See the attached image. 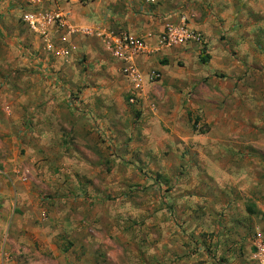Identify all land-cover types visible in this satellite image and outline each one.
Instances as JSON below:
<instances>
[{"label": "rangeland", "instance_id": "rangeland-1", "mask_svg": "<svg viewBox=\"0 0 264 264\" xmlns=\"http://www.w3.org/2000/svg\"><path fill=\"white\" fill-rule=\"evenodd\" d=\"M15 1L0 0V264H264V0H176L209 19L189 26L205 42L135 61V93L100 32L110 0L68 2L64 55Z\"/></svg>", "mask_w": 264, "mask_h": 264}, {"label": "built area", "instance_id": "built-area-1", "mask_svg": "<svg viewBox=\"0 0 264 264\" xmlns=\"http://www.w3.org/2000/svg\"><path fill=\"white\" fill-rule=\"evenodd\" d=\"M21 2L19 20L26 29L41 37L45 49L60 55L69 53L65 39L66 35L74 32L71 26V9L68 7L70 0H16ZM62 1V3H59ZM154 3L156 0H146ZM82 33H88V27L78 28ZM57 30L65 32L59 43L53 41ZM108 37L106 48L112 56L121 62L123 72L132 83L133 93L138 92L142 86V73L135 64L136 56L146 53L163 51L165 48L181 46L188 42H194L203 46L205 39L203 34L190 28L186 24L185 16H181L176 22L165 24L157 38L156 48L150 49L147 36L131 34L127 31H119L106 35ZM155 73L152 72L150 77ZM148 78V76H147ZM133 100V99H132ZM2 263L7 262L8 255L2 253Z\"/></svg>", "mask_w": 264, "mask_h": 264}, {"label": "crops", "instance_id": "crops-1", "mask_svg": "<svg viewBox=\"0 0 264 264\" xmlns=\"http://www.w3.org/2000/svg\"><path fill=\"white\" fill-rule=\"evenodd\" d=\"M158 0H156L154 3L155 7L150 9L149 3L146 0H127L125 4H120L118 0H110V2H107V19L104 21V25L101 27V33L105 32V34L109 35L114 33V31H117L119 29L125 30L131 34L136 35H144L147 36V42L149 44L150 49L156 48V42L158 35L160 34L161 30L165 26V24L169 22H176L178 18H176V15L178 12H183L189 20L188 26L198 29L207 33L205 30L207 29L208 21L209 19L206 18V16H203L202 21H196L195 19H191L189 16V9L190 7L187 5V9L185 10L182 4H177L176 0H166L165 4L163 6H159L157 4ZM185 6V7H186ZM80 11H78L79 13ZM112 12V14H111ZM114 12V13H113ZM185 12V13H184ZM159 13L166 14V17H164L163 21H159ZM95 20H97L94 13L91 15ZM77 19L82 21L80 17L74 18L73 20L76 22ZM184 46V48H183ZM179 47V46H178ZM182 50L177 48L179 51L178 54L181 56L185 54V52H190L198 49V45L194 42H188L184 45H181ZM176 49V48H174ZM183 49H186L184 51ZM172 51V52H170ZM174 51L172 48L160 51L161 54H172ZM176 52V51H175ZM156 55H159V52H151L146 54H140L136 56L135 61L138 62V64L143 65L144 61L147 62L146 64L151 63V58L155 57ZM145 58L146 60H143L142 58ZM9 261V258L7 262ZM7 262L1 264H7Z\"/></svg>", "mask_w": 264, "mask_h": 264}, {"label": "trees", "instance_id": "trees-1", "mask_svg": "<svg viewBox=\"0 0 264 264\" xmlns=\"http://www.w3.org/2000/svg\"><path fill=\"white\" fill-rule=\"evenodd\" d=\"M80 2H82V3H85V2H88V1H93V0H79ZM203 50H204V48L202 47L201 48V53L199 54V60L202 62V63H205V62H207L208 61V59L210 58V56L209 55H203L202 53H203ZM250 210V209H249Z\"/></svg>", "mask_w": 264, "mask_h": 264}]
</instances>
